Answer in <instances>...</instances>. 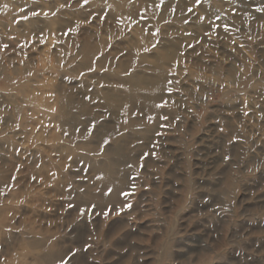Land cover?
Segmentation results:
<instances>
[{
    "label": "rangeland",
    "instance_id": "rangeland-1",
    "mask_svg": "<svg viewBox=\"0 0 264 264\" xmlns=\"http://www.w3.org/2000/svg\"><path fill=\"white\" fill-rule=\"evenodd\" d=\"M0 264H264V0H0Z\"/></svg>",
    "mask_w": 264,
    "mask_h": 264
},
{
    "label": "bare ground",
    "instance_id": "bare-ground-1",
    "mask_svg": "<svg viewBox=\"0 0 264 264\" xmlns=\"http://www.w3.org/2000/svg\"><path fill=\"white\" fill-rule=\"evenodd\" d=\"M117 165V163H116ZM114 167V163L110 166H98L96 167L97 179L102 186H110L112 184L111 175L113 172L111 169ZM114 187V186H113Z\"/></svg>",
    "mask_w": 264,
    "mask_h": 264
}]
</instances>
